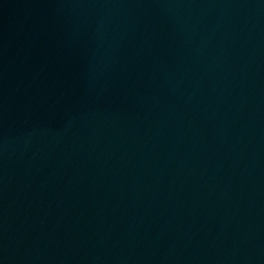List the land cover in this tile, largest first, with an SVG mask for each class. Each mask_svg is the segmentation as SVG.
I'll list each match as a JSON object with an SVG mask.
<instances>
[{
	"label": "water",
	"instance_id": "1",
	"mask_svg": "<svg viewBox=\"0 0 264 264\" xmlns=\"http://www.w3.org/2000/svg\"><path fill=\"white\" fill-rule=\"evenodd\" d=\"M0 264H264V0H0Z\"/></svg>",
	"mask_w": 264,
	"mask_h": 264
}]
</instances>
